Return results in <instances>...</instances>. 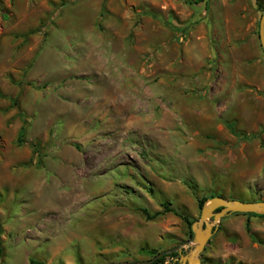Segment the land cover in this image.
Returning a JSON list of instances; mask_svg holds the SVG:
<instances>
[{
    "label": "rangeland",
    "instance_id": "374dc122",
    "mask_svg": "<svg viewBox=\"0 0 264 264\" xmlns=\"http://www.w3.org/2000/svg\"><path fill=\"white\" fill-rule=\"evenodd\" d=\"M257 3L0 0V264L189 252L173 211L196 220L210 194L264 200ZM163 202L172 211H141ZM217 228L201 264H264V217Z\"/></svg>",
    "mask_w": 264,
    "mask_h": 264
},
{
    "label": "water",
    "instance_id": "95a60500",
    "mask_svg": "<svg viewBox=\"0 0 264 264\" xmlns=\"http://www.w3.org/2000/svg\"><path fill=\"white\" fill-rule=\"evenodd\" d=\"M259 38L264 52V12L260 19ZM219 208L220 210L217 211ZM231 213H257L264 215V200L244 201L228 199L221 195L209 198L201 207L199 218L194 220L190 225L191 239L187 244L191 246V249L189 252L184 251L185 254H181L179 264H201L200 255L212 235L218 230L217 227L220 219ZM182 247H185V245L161 251L150 260L125 262L123 264H150L162 255L175 251L181 253L183 251Z\"/></svg>",
    "mask_w": 264,
    "mask_h": 264
},
{
    "label": "trees",
    "instance_id": "16d2710c",
    "mask_svg": "<svg viewBox=\"0 0 264 264\" xmlns=\"http://www.w3.org/2000/svg\"><path fill=\"white\" fill-rule=\"evenodd\" d=\"M205 0H195V3H199V2H203ZM258 3L257 5L260 6L261 4L259 3V0H256ZM261 7V6H260ZM229 129L230 131L232 132V134H234L235 136H237L238 138H241L242 136H244L245 138H248V136H246L245 134H242L238 131L235 130V127L234 125L232 124H229ZM252 138V137H251ZM214 196H219L218 194H210L208 196H202L201 198L198 199V206L199 208L201 209V207L205 204V202L211 198V197H214ZM162 207H163V211L161 212H155L154 214H149L147 212L146 209H142V213L149 219H152V218H155L156 216L160 215L161 213H164V212H170L172 211L171 208H170V205H169V202H163L162 203ZM219 209H217V211H219ZM177 216H179L184 223H186L187 227H188V230H187V235L189 238H191V230H190V225L191 223L194 221V219H192L189 215L187 214H183V213H180V212H176V211H173ZM246 215V216H252V217H264L263 214H257V213H234V215ZM245 228H246V231L247 233L250 235V237L253 239V240H257V237L252 233V230H251V226H250V220H247L246 224H245ZM2 232H3V229H2V225L0 223V255L2 254V239H1V235H2ZM211 241V239L209 240V242ZM159 252H161L160 250H157L155 248H148L146 246H141L139 249H138V253L141 254V255H146V256H149L151 258H153L154 256H156ZM181 254H185L184 251H182L181 253L178 252V251H175L173 253H169V254H165V255H162L160 257H158L157 259H155L152 263L150 264H165L166 261H167V258L170 257L173 259L172 263L171 264H179V259H180V256ZM30 263L31 264H41L40 262H37L35 259L31 258L30 259Z\"/></svg>",
    "mask_w": 264,
    "mask_h": 264
},
{
    "label": "crops",
    "instance_id": "0c3cea01",
    "mask_svg": "<svg viewBox=\"0 0 264 264\" xmlns=\"http://www.w3.org/2000/svg\"><path fill=\"white\" fill-rule=\"evenodd\" d=\"M213 235H216V234L214 233ZM213 235H212V236H213Z\"/></svg>",
    "mask_w": 264,
    "mask_h": 264
}]
</instances>
